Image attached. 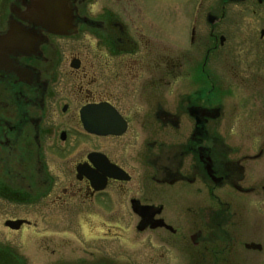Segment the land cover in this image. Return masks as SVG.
I'll use <instances>...</instances> for the list:
<instances>
[{"label":"flooded vegetation","instance_id":"1","mask_svg":"<svg viewBox=\"0 0 264 264\" xmlns=\"http://www.w3.org/2000/svg\"><path fill=\"white\" fill-rule=\"evenodd\" d=\"M164 1L66 0L57 34L0 0V227L22 243L0 246L24 264H264V106L221 131L223 95L264 99V0Z\"/></svg>","mask_w":264,"mask_h":264},{"label":"water","instance_id":"2","mask_svg":"<svg viewBox=\"0 0 264 264\" xmlns=\"http://www.w3.org/2000/svg\"><path fill=\"white\" fill-rule=\"evenodd\" d=\"M32 2V8L31 10V21L34 24L45 26L50 32L60 34L62 30H65V27H61L60 23H57L55 20L57 18L51 17L48 14H43V10L47 8L48 11L50 10H59L61 9L62 5L66 4V0H31ZM63 3V4H62ZM46 4V5H45ZM62 20V18L58 19ZM64 32V31H63ZM13 36V38L11 37ZM11 50H14L16 52L20 53H26L27 55L33 54L37 50L36 42L40 41L42 39V36H38L33 29L26 30H20L16 29L15 32H11ZM4 62H6V67L9 65L10 69L13 68V63L10 59V61L6 60L4 58ZM16 68V69H15ZM13 69L16 71L20 76H25L26 72L19 71V66H15ZM29 75V73H27ZM106 104H99L95 107L104 106ZM89 107H94V105H91ZM109 108V106H108ZM91 109H82L81 110V118L84 124V127L89 131H95L97 134H107V133H116L114 130V125L112 127H98L95 129L93 126L90 127L92 124V119L89 118V113ZM104 111L103 109H96V116L97 119L99 118L98 114H102ZM110 113L113 117V119H116V117H119L118 114L115 112L114 109H110ZM114 121V120H113ZM123 128V127H122ZM22 221L16 220V221H6L5 225L9 228L16 229L20 226Z\"/></svg>","mask_w":264,"mask_h":264},{"label":"rangeland","instance_id":"3","mask_svg":"<svg viewBox=\"0 0 264 264\" xmlns=\"http://www.w3.org/2000/svg\"><path fill=\"white\" fill-rule=\"evenodd\" d=\"M166 4H168V2L164 1V0H160V7L165 8ZM240 99H242L243 101H245L246 103L244 104V109H247V107L249 106L248 102L252 101L254 109H258V107L256 106H264V99H262L261 97L257 98H252V96L248 95V93H239L237 90L235 91L234 96L232 97L231 95H223V97H221V102L224 104V117L222 118L223 120L221 121V123L224 125L223 129H221V131H223V135L228 137L229 139H232L234 137H237L235 135V131H230V129H228L227 127L229 126V118L226 117L227 113L229 115H231V110L232 109H236L237 110V106L239 108V104L238 101H240ZM260 101V102H259ZM257 102V103H255ZM256 105V106H255ZM251 106V105H250ZM230 128V126H229ZM229 141V140H228ZM230 143H232L231 141H229ZM19 215H24V214H19ZM0 231H3V234H5V238L8 239V241L14 239L15 243H18L20 246H22V243L20 242V238L21 236L19 235L20 233H14L11 231H7L3 228L0 227ZM24 231V228L21 229V232ZM9 243V242H8ZM36 246H39V241H36ZM33 256V255H32ZM46 254H43L42 252L36 251L34 253V260L35 262H32V264H48L47 260H46ZM31 257V256H29ZM2 264V263H1Z\"/></svg>","mask_w":264,"mask_h":264},{"label":"trees","instance_id":"4","mask_svg":"<svg viewBox=\"0 0 264 264\" xmlns=\"http://www.w3.org/2000/svg\"><path fill=\"white\" fill-rule=\"evenodd\" d=\"M12 254H10V252L2 250V248H0V264H10V258L12 259Z\"/></svg>","mask_w":264,"mask_h":264}]
</instances>
